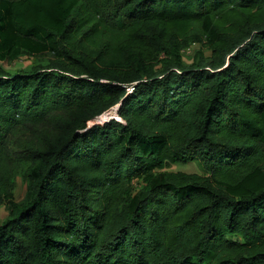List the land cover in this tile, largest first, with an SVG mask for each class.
Wrapping results in <instances>:
<instances>
[{
  "label": "trees",
  "instance_id": "trees-1",
  "mask_svg": "<svg viewBox=\"0 0 264 264\" xmlns=\"http://www.w3.org/2000/svg\"><path fill=\"white\" fill-rule=\"evenodd\" d=\"M2 1L0 264H264V0Z\"/></svg>",
  "mask_w": 264,
  "mask_h": 264
},
{
  "label": "rangeland",
  "instance_id": "rangeland-1",
  "mask_svg": "<svg viewBox=\"0 0 264 264\" xmlns=\"http://www.w3.org/2000/svg\"><path fill=\"white\" fill-rule=\"evenodd\" d=\"M198 46L192 47L185 52V58L190 59L191 51ZM208 54V51H206ZM51 52L45 40L41 37L25 38L20 36L9 22V3L0 0V67L7 70L24 69L32 63L47 60ZM93 120L91 123H95ZM100 123L99 121H97ZM165 171H183L187 173H202L195 161L184 165H171ZM25 198V185L21 179H17L13 190L12 201L20 204ZM12 213L10 205L0 207V222Z\"/></svg>",
  "mask_w": 264,
  "mask_h": 264
},
{
  "label": "water",
  "instance_id": "water-1",
  "mask_svg": "<svg viewBox=\"0 0 264 264\" xmlns=\"http://www.w3.org/2000/svg\"><path fill=\"white\" fill-rule=\"evenodd\" d=\"M116 108H117V107H116ZM116 108H114L113 111H112V112H114V115H115V110H116ZM106 112H108V111H106ZM106 112H105V113H106ZM103 114H104V113H103ZM113 117H114V116H113ZM113 117L108 118L106 121H108L109 119H111V118H113ZM94 120H96V118H95ZM94 122H95V123H90L89 126L92 125V124H102V123H104V122H102V123H101V122L98 123L97 121H94Z\"/></svg>",
  "mask_w": 264,
  "mask_h": 264
},
{
  "label": "bare ground",
  "instance_id": "bare-ground-1",
  "mask_svg": "<svg viewBox=\"0 0 264 264\" xmlns=\"http://www.w3.org/2000/svg\"><path fill=\"white\" fill-rule=\"evenodd\" d=\"M106 115H107V112L102 114V115H100L99 117H97L96 120L101 122V121H103L105 119Z\"/></svg>",
  "mask_w": 264,
  "mask_h": 264
},
{
  "label": "built area",
  "instance_id": "built-area-1",
  "mask_svg": "<svg viewBox=\"0 0 264 264\" xmlns=\"http://www.w3.org/2000/svg\"><path fill=\"white\" fill-rule=\"evenodd\" d=\"M132 89H133V88H129L128 90H129V91H132Z\"/></svg>",
  "mask_w": 264,
  "mask_h": 264
}]
</instances>
